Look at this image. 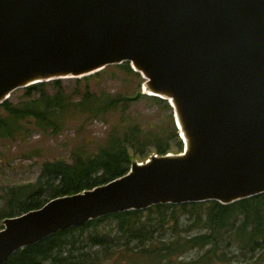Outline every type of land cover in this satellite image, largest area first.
<instances>
[{
  "label": "water",
  "instance_id": "obj_1",
  "mask_svg": "<svg viewBox=\"0 0 264 264\" xmlns=\"http://www.w3.org/2000/svg\"><path fill=\"white\" fill-rule=\"evenodd\" d=\"M125 61L177 113L184 151L5 218L0 264L112 213L264 193V0H0V105Z\"/></svg>",
  "mask_w": 264,
  "mask_h": 264
},
{
  "label": "trees",
  "instance_id": "obj_2",
  "mask_svg": "<svg viewBox=\"0 0 264 264\" xmlns=\"http://www.w3.org/2000/svg\"><path fill=\"white\" fill-rule=\"evenodd\" d=\"M109 72L133 80L136 93H115L92 84V79ZM144 82L125 61L76 78L71 91L62 79L37 82L15 90L13 99L0 105V145L33 128L58 135L81 119L106 118L109 124L105 142L95 150H89L90 142L82 136L85 127L78 126L79 141L71 148L70 159L46 160L35 182L4 187L0 228L7 217L126 174L135 159L184 151L173 107L166 99L142 92ZM145 97L173 110L172 126L147 128L132 117V104ZM235 247L248 255L241 264H264L259 258L264 253V193L231 204L169 203L112 213L26 246L4 264H235ZM195 249L202 252L184 258Z\"/></svg>",
  "mask_w": 264,
  "mask_h": 264
},
{
  "label": "rangeland",
  "instance_id": "obj_3",
  "mask_svg": "<svg viewBox=\"0 0 264 264\" xmlns=\"http://www.w3.org/2000/svg\"><path fill=\"white\" fill-rule=\"evenodd\" d=\"M75 79L71 77L62 79L68 91H71L76 86ZM91 82L96 87L104 86L115 93L121 92L133 95L138 89L133 80L132 82L125 81L122 73L110 74L109 72L106 76L92 79ZM143 84L141 85V91L148 94L144 90ZM173 110H169L163 104L145 97L134 102L129 113L143 127L162 129L163 127L172 126L171 114ZM78 126L85 127L81 131L82 136L90 142L89 150H95L100 144L105 142L109 129L108 121L106 118H96L94 120L84 121L81 119L80 121H76L58 135L33 128L24 137L1 143L0 193L4 187L10 185L35 182L41 172L42 164L46 160L58 158L70 159L71 148L79 141L78 135L75 132ZM137 160L143 161L140 158ZM235 251L238 254L235 258L237 262L235 264H241V262L248 258V255H242L236 247ZM200 252H202L200 249L192 250L184 255V258L190 259ZM259 258L264 262V253Z\"/></svg>",
  "mask_w": 264,
  "mask_h": 264
},
{
  "label": "bare ground",
  "instance_id": "obj_4",
  "mask_svg": "<svg viewBox=\"0 0 264 264\" xmlns=\"http://www.w3.org/2000/svg\"><path fill=\"white\" fill-rule=\"evenodd\" d=\"M149 93H152V92H149ZM175 118L178 119V115H177L176 112H175ZM179 126H180V128H181V124H179ZM180 132H181V134L183 135V137L186 139L185 133H184V131L182 130V128L180 129Z\"/></svg>",
  "mask_w": 264,
  "mask_h": 264
}]
</instances>
